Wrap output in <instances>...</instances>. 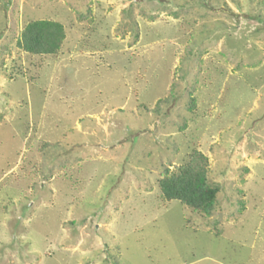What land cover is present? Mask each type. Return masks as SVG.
Returning <instances> with one entry per match:
<instances>
[{
    "label": "rangeland",
    "instance_id": "obj_1",
    "mask_svg": "<svg viewBox=\"0 0 264 264\" xmlns=\"http://www.w3.org/2000/svg\"><path fill=\"white\" fill-rule=\"evenodd\" d=\"M195 150L210 216L159 189ZM0 264H264V0H0Z\"/></svg>",
    "mask_w": 264,
    "mask_h": 264
},
{
    "label": "trees",
    "instance_id": "obj_2",
    "mask_svg": "<svg viewBox=\"0 0 264 264\" xmlns=\"http://www.w3.org/2000/svg\"><path fill=\"white\" fill-rule=\"evenodd\" d=\"M66 39L65 27L53 20L31 21L22 29L17 47L35 56L60 53ZM209 159L200 151H193L176 171L166 170L159 181V189L167 201L177 200L195 212L210 216L218 203L220 189L209 182Z\"/></svg>",
    "mask_w": 264,
    "mask_h": 264
}]
</instances>
